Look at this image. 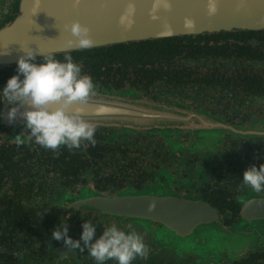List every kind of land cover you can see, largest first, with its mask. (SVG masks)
<instances>
[{"label":"flooded vegetation","instance_id":"flooded-vegetation-1","mask_svg":"<svg viewBox=\"0 0 264 264\" xmlns=\"http://www.w3.org/2000/svg\"><path fill=\"white\" fill-rule=\"evenodd\" d=\"M20 2L0 0V30L14 21ZM164 39L176 40L146 53L143 71H107L93 82L94 91L169 110L163 117L188 119L184 124H94L95 144L82 140L78 148L52 150L35 143L23 125L3 121L0 101V264H96L86 250L51 239L53 226L65 221L68 235L78 239L84 220L97 225L96 236L112 224L138 232L147 253L131 264H264V190L240 180L247 166L264 163V29ZM14 67L0 66V87ZM142 196L209 208L216 218L199 222L198 215H209L196 208L191 235L207 227L257 240L231 258L179 252L163 240L164 230L175 235L166 225L125 204Z\"/></svg>","mask_w":264,"mask_h":264},{"label":"water","instance_id":"water-1","mask_svg":"<svg viewBox=\"0 0 264 264\" xmlns=\"http://www.w3.org/2000/svg\"><path fill=\"white\" fill-rule=\"evenodd\" d=\"M72 20H78L89 28L94 41L91 47L66 46L67 33L62 25ZM236 29H264V0H78L75 3L73 0H21L14 21L0 30V66L15 64L17 57L23 55L21 49L31 48L38 58L41 54L70 53ZM11 106L2 101L3 121L7 122L5 113ZM26 106H21L20 111ZM75 109H79L80 114L91 123L104 126L153 129L188 121L168 119L163 115H168L169 110L154 109L143 101L128 100L108 92L94 91L86 102L74 103L68 110ZM19 124L23 125V118L18 114L11 125ZM127 202L131 203L128 208L136 211V216L158 220L178 237L189 236L196 228L189 227L196 222V208H203L209 215H198L199 222L202 218L208 221L216 218L203 205L187 204L174 198L142 196L125 204ZM150 203L154 204V208L148 211ZM117 208L124 209L125 205ZM243 217H247L245 211ZM225 234L226 240L249 236L247 232ZM245 240L249 242L250 239ZM245 240H235L236 248L227 247L223 254L230 258L240 255L235 252L247 249ZM220 255L222 253L215 257Z\"/></svg>","mask_w":264,"mask_h":264},{"label":"clouds","instance_id":"clouds-1","mask_svg":"<svg viewBox=\"0 0 264 264\" xmlns=\"http://www.w3.org/2000/svg\"><path fill=\"white\" fill-rule=\"evenodd\" d=\"M62 29L67 33L65 44L68 47L86 49L94 43L89 28L78 20L64 23ZM21 50L23 55L16 59L15 74L0 87V101L12 105L5 113L7 122L11 124L19 114L30 137L47 149L55 150L61 145L78 148L82 140L95 144V125L84 118L79 109L68 110L72 104L84 103L94 94L91 77L82 74L80 65L71 56L58 60L51 54H41L37 63L31 48ZM24 105L27 106L21 112ZM16 138L19 143L20 134ZM240 180L256 192L264 190V163L259 167L247 166ZM153 208L154 204L150 203L148 211ZM96 226L90 220L82 221L79 238L74 239L68 235L65 221L54 225L50 235L51 239L62 241L65 248L86 250L96 264L109 259H114L116 264H131L137 256L146 255L147 246L134 229L125 231L112 224L96 236Z\"/></svg>","mask_w":264,"mask_h":264},{"label":"trees","instance_id":"trees-1","mask_svg":"<svg viewBox=\"0 0 264 264\" xmlns=\"http://www.w3.org/2000/svg\"><path fill=\"white\" fill-rule=\"evenodd\" d=\"M173 40L176 39L134 42L52 56L58 60H63L65 56H71L73 61L80 65L82 74L90 76L92 82L103 81L107 71H143L139 64L144 66L147 63L144 58L145 54L160 50L162 46L171 43ZM36 62L39 63L40 58L36 59ZM11 69L15 71L16 67Z\"/></svg>","mask_w":264,"mask_h":264},{"label":"rangeland","instance_id":"rangeland-1","mask_svg":"<svg viewBox=\"0 0 264 264\" xmlns=\"http://www.w3.org/2000/svg\"><path fill=\"white\" fill-rule=\"evenodd\" d=\"M197 233L185 238H179L164 230L162 233L165 243L174 250H190L195 253H201L203 255L218 256L220 253H224L227 247L236 248L235 240L250 239L257 240L256 236H247L237 238L235 240H226V232L218 229L208 230L207 227H200ZM233 238H236L235 236ZM246 241V240H245ZM246 241V244L249 243ZM245 243V242H244ZM245 244V245H246ZM239 244H237L238 246ZM235 250V249H234Z\"/></svg>","mask_w":264,"mask_h":264}]
</instances>
